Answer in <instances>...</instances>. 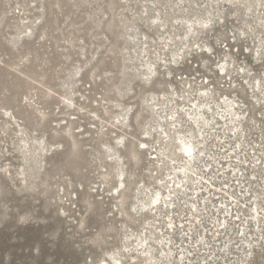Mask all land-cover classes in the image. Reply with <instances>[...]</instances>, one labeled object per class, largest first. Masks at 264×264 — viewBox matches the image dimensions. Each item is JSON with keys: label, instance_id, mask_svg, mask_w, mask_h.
Instances as JSON below:
<instances>
[{"label": "rangeland", "instance_id": "1", "mask_svg": "<svg viewBox=\"0 0 264 264\" xmlns=\"http://www.w3.org/2000/svg\"><path fill=\"white\" fill-rule=\"evenodd\" d=\"M0 264H264V0H0Z\"/></svg>", "mask_w": 264, "mask_h": 264}, {"label": "bare ground", "instance_id": "2", "mask_svg": "<svg viewBox=\"0 0 264 264\" xmlns=\"http://www.w3.org/2000/svg\"><path fill=\"white\" fill-rule=\"evenodd\" d=\"M220 71L224 72V69L221 67ZM233 106L235 107L236 104L233 103L232 107ZM229 107H231V106H229ZM234 107L232 108V112H231L232 114H230V115L232 116L233 119H237V121H238V118H239L238 109H239V107L236 109ZM200 113L202 114L201 109L198 106L195 108V110H193L191 112L188 111L185 113L186 120L188 119V120L192 121L194 126L196 125L197 126L196 128H199L198 129L199 134L201 133V129H204V128L212 129L209 126L208 120H206V119L203 120L202 115ZM170 121H171L170 126L173 127L172 126V122H174L173 116L170 117ZM178 139H179V150H181V153L184 156V158L187 159V161H189V164L195 163V161L198 159L197 156L201 155L200 153H202V151L200 149H197V146L203 144V141L201 140V144L197 145V144H194V142L192 140L188 141V139H186V140L185 139L182 140L180 138H178ZM121 143L122 142L119 141V144H121ZM38 147L40 148V145ZM40 150H41V152L43 151V149H40ZM118 177H119L118 178L119 186L122 188V186H123V182L121 181L122 174L121 173L118 174ZM177 180H176V182H172V181L169 182V183H173V186H171V189H169L168 187L165 189L166 190L165 193H167V195L166 194L161 195L159 193H156L154 197L152 196L153 197V198H151L152 201H150V203H149L150 205L148 204L149 205L148 209L150 211L155 210L156 213H158L160 210H163L164 207L166 210L170 209L169 207H171L172 201H173L171 198H173V195L176 192L175 189L182 186L181 182H179ZM258 214H259L258 211H255V213H253V216L255 215L257 218ZM255 221H256V224H257V222H259L258 219H255ZM244 243H245V249H247L249 251H252L254 249V246L249 244L246 240L244 241ZM150 258H152V257H150ZM150 258H148V260ZM246 258H248V255H246ZM113 261H116V260L113 259ZM116 262H114V263H116Z\"/></svg>", "mask_w": 264, "mask_h": 264}]
</instances>
